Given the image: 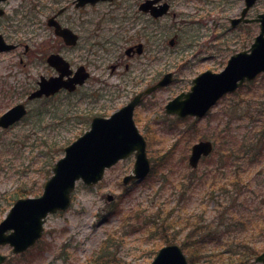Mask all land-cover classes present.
I'll return each instance as SVG.
<instances>
[{
	"label": "rangeland",
	"instance_id": "1",
	"mask_svg": "<svg viewBox=\"0 0 264 264\" xmlns=\"http://www.w3.org/2000/svg\"><path fill=\"white\" fill-rule=\"evenodd\" d=\"M139 1H103L83 9L76 6V0L3 1L9 22L3 23L1 30L18 47L0 53V112L24 101L28 104L29 114L8 128L0 127V222L18 197L42 194L55 163L65 154V147L90 128L94 116L110 115L126 104L135 91L124 83L129 73L117 71L119 73L113 75L110 66L121 58L124 61L121 69L125 68L127 59L122 49L125 37L128 34L135 38L138 34L133 29L122 35V26L125 25L122 22L125 17L123 6ZM175 3L173 11L177 12L178 18L171 15L161 21L160 59L154 63L146 60V69L157 70L148 71V78L169 72H173L175 78L172 83L146 96L134 113L136 123L147 139L153 163L151 173L139 182L123 183V177L133 169V154L107 169L103 180L96 185L88 186L79 180L70 207L47 217L44 234L32 247L21 254H13L10 245L0 246V253L8 256L4 264H96L93 258L103 248L102 255L110 252L119 258L120 264H149L165 242L159 235L151 236L132 225L130 219L134 211L131 209L147 207L152 212L159 204L165 210L180 204L187 215L204 213L205 219L218 220L219 208L208 195L212 190L207 185H193L195 188L186 194L188 198L184 201L180 198L179 183L186 182L190 175L217 168L220 163L218 150H226L221 139L224 128L225 134L234 138L239 146L249 129L262 119L264 73L236 92L225 95L203 118H180L167 113L165 105L168 101L189 90L191 80L200 70L207 66L223 68L234 50L232 47L225 56L219 54L203 62L205 54L218 51L212 45H225L224 42L229 45L227 39L230 36L222 34L223 26L214 28L211 24L203 27L192 21L199 19L198 9L205 6L203 0H176ZM62 8L65 10L59 19L77 31L83 30L84 36L90 39L83 42L84 47L88 49L94 45L96 64L91 67V73L96 82H88L73 92L66 90L51 98L27 100L40 76L46 75V65L31 64L35 56L41 57V52L47 55L57 49L73 67L80 63L81 48H61V41L56 39L54 29L47 23L48 18ZM254 10L264 13V0H258ZM233 12L225 14L230 16ZM11 18L13 22L10 24ZM252 26L241 30L243 39L237 44L238 48L247 49L260 33V25L253 23ZM96 31L99 32L97 37L93 36ZM172 38L176 40L174 45L170 44ZM112 39L118 43L108 41ZM29 49H35L37 54L32 57ZM192 51L196 54H191ZM82 56L88 58V51ZM200 139H212L216 150L193 168L189 164L191 147ZM261 146H264V140ZM228 161L223 160L222 164ZM235 162L241 164L240 159ZM227 166L230 168L229 164ZM253 177L252 189L255 190L242 194L239 200L251 198L252 208L261 209L264 214V161L254 165ZM108 194H113L114 200L110 201ZM220 200L225 213L229 212L231 201L227 196H221ZM225 216L231 218L228 213ZM256 232L253 243L264 249V234L258 236V228ZM251 235L250 229L241 233L245 237ZM107 239L109 241L104 245ZM106 261L107 258L101 257L97 264H106Z\"/></svg>",
	"mask_w": 264,
	"mask_h": 264
},
{
	"label": "water",
	"instance_id": "2",
	"mask_svg": "<svg viewBox=\"0 0 264 264\" xmlns=\"http://www.w3.org/2000/svg\"><path fill=\"white\" fill-rule=\"evenodd\" d=\"M98 1L100 0H78L76 4L81 6L88 2ZM166 9L165 7L162 13ZM259 20L261 21V32L249 50L234 54L226 68L219 73L205 71L198 75L194 79L191 91L182 93L170 101L167 111L176 112L182 116L188 114L202 116L224 93L236 90L245 81L252 80L259 73L264 72V56L257 55L259 48L264 46V13L260 15ZM49 24L55 26L56 33L61 35L67 44H76L78 35L72 29L63 27L55 20V17L50 18ZM13 47L15 45L7 44L0 34V51ZM48 61L58 70L60 68L57 64L66 65L67 69L51 78L43 76L39 81V88L31 93L29 98L40 97L43 94L49 96L61 88L73 91L77 84H82L88 75V73L76 72L74 76H70L72 71L69 68V62L59 54L52 53ZM66 75L68 78H65ZM170 81L171 73H168L145 93H150ZM142 95H137L130 103L109 117L95 116L90 128L65 147V154L55 163L53 174L45 182L42 194L17 199L0 222V245H12L14 253L29 248L43 235L47 216L59 210H66L70 206L78 180L82 179L87 185L97 184L103 179L107 168L130 154H135L134 169L132 173L124 177L123 182L141 180L148 175L151 170V161L147 154V141L139 131L133 117L134 108ZM9 111L15 118H0V126L8 127L20 120L27 113V108L24 103H19L5 113ZM117 112L122 114L121 120L108 123ZM212 149L213 144L210 140L195 143L192 147L190 164L196 167L200 158L208 155ZM63 161L66 163L62 164ZM108 199L112 200L113 195H108ZM14 209L17 210V215L8 220ZM6 258L5 254L0 253V264L5 262ZM255 262L264 263V251L255 258ZM149 264L190 263L182 247L173 243L160 248Z\"/></svg>",
	"mask_w": 264,
	"mask_h": 264
},
{
	"label": "trees",
	"instance_id": "3",
	"mask_svg": "<svg viewBox=\"0 0 264 264\" xmlns=\"http://www.w3.org/2000/svg\"><path fill=\"white\" fill-rule=\"evenodd\" d=\"M225 131L224 128L221 139L226 150H218V159L221 161L224 157L223 160H229V163L218 162L217 168L200 175H190L186 182L179 183L180 198L184 201L188 198L186 194L195 188L193 185H207V188L212 190L208 195L213 197L219 208L218 220H207L204 213L187 215L179 207L180 204L170 210H165V207L159 204L152 212L147 207L131 209V212L134 211L130 219L132 225L147 231L151 236L159 235L165 243H180L192 264H247L263 250L258 243H253V234H257V228L258 236L264 234V214L261 209L252 208L251 198L244 197L239 200V197L247 191L255 190L252 189L254 165L258 161H264V146H261L264 140V115L253 129H249V133L244 135L245 139L239 146ZM239 159L240 165L235 162ZM221 196H227L231 201V209L226 212L231 218L225 216ZM248 229L252 231V235L241 236V233ZM108 241L109 239L103 244L106 245ZM103 252L104 248L93 258L96 264L101 257L107 258L106 264H120L119 258L113 257L110 252L102 255Z\"/></svg>",
	"mask_w": 264,
	"mask_h": 264
},
{
	"label": "flooded vegetation",
	"instance_id": "4",
	"mask_svg": "<svg viewBox=\"0 0 264 264\" xmlns=\"http://www.w3.org/2000/svg\"><path fill=\"white\" fill-rule=\"evenodd\" d=\"M175 1L176 0H140L137 3H133V4L127 3V4H124V6L122 5L123 8H125V14H124L125 17L122 20V22L125 23V25L122 26L123 27L122 35L134 29L136 30L138 36L134 38L127 34V36L125 37V42H124L122 49H124V57L127 59V61L125 62L124 70L121 69L124 61L120 58L117 63H112V65L110 66L111 67L110 71H112L113 75L118 74L119 72L117 71H127V73H129L128 77L124 78V83L125 84L127 83L129 87L132 86L135 91L132 92V95L131 97H129L127 102L132 100L136 95L143 93L146 89L155 85L163 77L162 75L156 76L154 75V73H152L155 77L148 78V75H147L148 71H157V70L156 68L146 69V65L148 64L146 60L150 59V61L154 63L160 59L159 58V52L161 51L160 37L162 35L161 21L163 18L167 16H171V15H174V17L178 18L177 12L173 11V7H175L176 5ZM203 1L205 3V6L203 5L201 9H198L199 13L197 14V17L199 19H196V20L190 19V20H192L195 23H198L199 26H203V27L210 26L211 24L213 25L214 28L223 26L224 31L222 34L223 35L226 34V36L228 35L230 36V38L227 39V41L229 42V45H226V42H224L225 45H212V48L218 49V51H214V54H210V55L205 54V56L202 58L203 59L202 61L203 62L208 61L209 58L210 59L214 58L218 56L219 54L220 56L221 54L225 56L232 47L234 48V50L230 52L229 58L233 54L242 51L243 50L242 47L239 46L238 48L237 44L242 43L243 27L250 26L252 28L253 23H256L259 25V20H258L259 13L257 10H254L256 8V5L258 4V0H203ZM249 3H250V6H249ZM94 6H96V4H86L80 7L81 9H83L86 7H94ZM165 7L167 9L162 13ZM64 10L65 8L59 9L56 13L52 14L49 18L55 17L56 18L55 20L60 22L63 26H68L59 19V16H62V13L64 12ZM227 11H234V12L230 16H228L225 14ZM6 16H7V11L2 1L0 2V34L3 36L7 44L15 45V43L8 40L9 38L6 37L1 30V25H3V23L5 22H9L8 20H6ZM12 22H13V18L10 19V24ZM185 23H187V21H185ZM48 25L52 27L55 31L54 26H51L50 24ZM129 26H130V29H128ZM75 31L78 33V41L74 47L81 48L80 55H79L81 60H80L79 65H77L76 67H73L72 63L70 62L72 66L70 67L73 71L80 72L81 74L86 73L87 71L89 72V75L85 83L78 86V88H81L85 86L88 82H96V79L92 77V73H91L92 71L91 67L96 64V59L95 57H93L95 55L94 53L95 49H93L94 45H90L88 49L84 47L83 42L87 43L88 41H90V39L84 36L83 30H80V31L75 30ZM98 35H99V32L96 31V34L93 36L97 37ZM175 38L170 39L171 45L175 44V41H176ZM56 39H59L61 41V45H62L61 48L63 47L71 48L70 46L66 45L63 38H61L60 36L56 35ZM113 40L114 39L108 40V41L116 45L118 43V40H116L115 42H113ZM105 42L107 41H104L103 43ZM191 44L193 46L194 42H192ZM17 47H18V44H16V48ZM28 48L29 47H27V49ZM187 48H190V46H188ZM29 50L32 53L31 54L32 57H34V55L37 54L35 49L33 51L32 49H29ZM5 51H10V49L1 50L0 53L5 52ZM85 51H88V54H89L88 58H86L85 56H82V54H85ZM51 53H60L64 55L61 51L54 49L49 54L47 53V55L46 53L41 52V54H39V56L41 57L35 56L34 60H31V64L33 65L43 64L47 66V67L44 66L45 67L44 71H46V75H43V74L42 75L48 78L58 73L56 68L48 61V56ZM191 54H196V53L192 51ZM223 68L218 69L215 67L207 66V68H205L204 70H200V71L201 72L209 71V70L221 71ZM199 73H197L196 76ZM195 77H193V79L191 80V86L193 84V80ZM171 78L173 81L175 78V75H172ZM148 80H150V83L147 82ZM37 87H38V84L33 87V90H35ZM63 91H66V90L63 89L57 94ZM118 91H120V89H118ZM57 94L53 96H49V97H41L38 99L51 98V97L56 96ZM145 98H146V95L143 96L140 104H138L136 109L142 105V102Z\"/></svg>",
	"mask_w": 264,
	"mask_h": 264
},
{
	"label": "snow or ice",
	"instance_id": "5",
	"mask_svg": "<svg viewBox=\"0 0 264 264\" xmlns=\"http://www.w3.org/2000/svg\"><path fill=\"white\" fill-rule=\"evenodd\" d=\"M257 55H259L260 57L264 56V46H261L259 48V50L257 51ZM57 67L60 68V72L63 73L66 69H67V66L66 65H61V64H57ZM0 118H4V119H7V118H15V116L13 115V113L11 111H9L8 113H3V112H0ZM122 118V114L117 112L112 118H111V121H108V123H112V122H119ZM66 163L65 161H63L62 164ZM19 207V206H18ZM17 215V210L14 209L12 214L8 217V220H11L13 219L15 216ZM162 256L164 255L163 253L161 254Z\"/></svg>",
	"mask_w": 264,
	"mask_h": 264
}]
</instances>
